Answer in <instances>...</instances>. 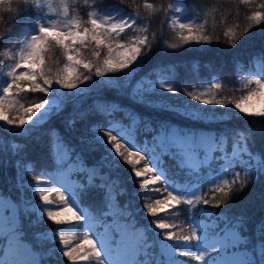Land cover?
<instances>
[{
  "label": "trees",
  "instance_id": "trees-1",
  "mask_svg": "<svg viewBox=\"0 0 264 264\" xmlns=\"http://www.w3.org/2000/svg\"><path fill=\"white\" fill-rule=\"evenodd\" d=\"M171 2H177L175 8L170 5ZM39 3L40 0H12L11 11H7L6 7L0 12L3 17L0 20V35H3L0 37V93L8 73L13 72L24 38L37 30L35 20L44 11ZM261 5H264V0L65 2L68 14L74 13L79 18H86L90 9L96 12L113 9L136 14L142 25L139 30L141 37L147 35L150 40V50L139 57L140 74L151 79L159 76L179 92L191 90L200 83L219 84L217 90L224 94L226 92L228 97L245 91L238 84L240 70L251 69L254 62H260L264 73V16L257 23L253 15L254 12L264 14V7ZM181 16L194 20L191 24L194 27L200 26L202 33L212 38L211 42L182 40L181 37L195 35L196 32L189 33L187 29L180 28L183 23L179 21ZM92 48V44L86 48L89 59ZM63 53L61 47L50 46L44 54L45 70L52 73L57 66L63 67ZM121 94L110 88L92 90L62 102L58 113L38 126L25 127L20 132L6 131L0 127V195L13 201L17 217L16 230L20 239L35 254L38 264H73L63 255L67 249L59 240V232L63 231L69 246L75 247L84 243L85 233L96 241L106 234L115 236L116 232L111 229L107 233L104 231L103 225L112 224L110 221H120L132 229H142V234L136 241L141 245L138 264H154L157 257L158 264H165L158 252L163 235L152 223L154 217L148 212L146 205L154 204L156 198L163 199L166 193L153 195L143 192L142 178L136 177L135 171L142 170L146 161L151 166L148 144L153 135L161 127L169 129L173 126L194 131L209 130L213 134V140L222 145V150L213 151L210 162L201 161L198 169H192L183 163L177 153L159 154L154 169L157 174L158 170L162 171L163 185L169 191L186 197L168 215L162 214V218L174 226L172 230L177 237L191 236L192 228L197 227L199 219L214 223L219 233L234 226L242 237L239 247L253 254L259 242L258 225L264 223V171L254 169L249 172L248 159L249 153L253 157L264 159V119L232 116L222 123L207 125L176 112L142 105L126 96L122 97ZM16 95L21 94L16 92ZM70 120L74 121L71 125ZM117 124L133 130L134 144L129 147L122 139L124 147L121 151L132 153L129 160L136 162L135 167L119 155L114 163L107 164L101 159V141L108 143L107 131H112L119 139L117 129L113 126ZM57 136L73 150L71 159L64 158L59 166L55 162L57 157L53 155L52 147ZM11 144L22 145V148L13 150ZM234 145L242 150L240 157L233 160L231 172H222L216 179H210L209 174L223 168L216 165L220 161V155L223 153L229 156ZM138 151L139 156L135 155ZM77 154L82 157L87 169L96 171L89 174L78 171L80 160L76 159ZM17 161H20L19 166ZM255 164L256 160L253 159L252 165ZM69 165L74 167L69 170ZM233 173H238L239 176H234ZM37 175L43 176L45 182L38 184L35 180ZM88 175L95 177L94 185L103 184L105 187L89 186L78 190L79 185L87 182ZM248 178L249 183L243 191H236L228 203L212 207L215 204L214 196L225 199L215 191L217 185L227 184L238 188V181ZM68 179H73L71 185L66 184ZM233 181L237 183L234 184ZM156 184L160 185L161 182ZM52 187L65 191V197L76 204L71 207L85 216L83 221L73 224L56 223L43 214L47 205L40 200L42 191L50 193V199L56 205L62 204L59 194L51 191ZM195 189L200 191L198 196L202 198L201 202L194 201L193 205H188L186 200L191 197L187 196V192ZM203 199H209L210 204L204 205ZM53 210L60 211L62 217L72 216V212H65L63 207ZM105 212L108 213L107 216L103 215ZM89 224L92 226L89 227ZM201 232L196 228V234ZM194 240L195 238L191 241ZM5 246V240H0V248ZM87 247L85 245L86 249ZM108 258L113 260L111 256ZM80 264H95V261Z\"/></svg>",
  "mask_w": 264,
  "mask_h": 264
},
{
  "label": "snow or ice",
  "instance_id": "snow-or-ice-1",
  "mask_svg": "<svg viewBox=\"0 0 264 264\" xmlns=\"http://www.w3.org/2000/svg\"><path fill=\"white\" fill-rule=\"evenodd\" d=\"M8 2V0H0V3ZM247 2V0H244ZM264 7V5H261ZM7 11H11V4L9 3ZM67 12V9H65ZM19 10L17 11V15H19ZM254 17L257 19V23L260 22V18L264 16V14L260 12H254ZM105 20H109L110 17L105 16ZM37 25V30L32 32L30 37L27 40V49L22 54L21 59L27 61L26 70L20 72L19 74H15L13 79L7 83V86L3 87L2 91L4 94H9L10 90L13 88L17 89L19 92L30 91L33 93H47L54 85H59L63 89H76L78 85L83 84L85 81L91 80L93 76L104 77L106 74L110 73H123L126 72L142 55H145L149 48L150 40L147 35L141 37H136L135 42L130 45H125L123 43H119V39L122 34L125 33L126 29H129L136 22L133 20L131 24L128 20H120L119 23H112L110 25L101 23L98 19H90V27H84L82 30L80 28V23L75 20H69L67 24L61 26L58 22L51 17L47 18L45 21L44 18H37L35 20ZM72 25H75V30ZM181 29H187L189 33L193 31L196 32L195 35H189L186 37H181L185 42L195 41V42H211V37L208 35H204L202 33V28L200 26H193L191 23H181ZM247 31V29L245 30ZM227 35V34H226ZM3 35H0L2 37ZM112 42H117V48H126L125 52H122L118 57H113V47ZM94 44L93 50L91 52V56L95 58L93 59H80L78 55H74L73 51L77 54L80 49L77 47V44L87 48L89 44ZM52 46H59L64 50V54L68 61L71 64L64 65V73L58 74L55 78L52 76L51 71L45 70L44 67V54L48 48ZM107 48L108 55L104 56L101 62V53L102 49ZM21 67L20 63H17L14 66L13 73H15L16 69ZM69 67L73 69L74 73L79 72L82 68L83 72L80 74H67ZM94 69V72H93ZM87 73V74H86ZM27 83V89H25L24 84ZM257 85H264V80L260 78L256 79ZM161 88L167 87L169 92L175 93L177 89L173 86H166L164 84L160 85ZM214 87L219 88L220 85L216 84ZM139 90H142L139 89ZM258 90V89H257ZM189 96H192L194 100L200 101L205 105H224L226 101L224 99L217 98H205L207 93H201L199 95H194L192 92L188 93ZM254 95V91H249L246 97H242V99H247ZM4 97L0 96V121L16 126L22 127L27 124L34 116H36L48 103L47 99H39L38 103L32 104L30 107L24 109V116L27 117V120L21 117H12L11 115L4 114L8 110L3 108ZM234 106L240 110L242 113H248V110L242 106V104L238 101H231ZM258 115L264 116V112L259 113ZM74 121H69V124H73ZM243 135V134H242ZM247 139V137H243ZM107 142L111 144L112 148L115 149V153L119 156H122L125 161L135 167V161L129 160V156L132 153L121 151V148L124 147V144L121 143L122 140L120 137L118 139L117 135H113L112 131H107ZM129 147H132L128 144ZM53 147V155L56 156V164L59 166L64 161V158L71 159L72 149L68 148L62 140L57 136L52 144ZM200 148H203L206 155L203 157V162L207 163L209 159H212V153L217 148H220L221 145L217 144L213 141H208L201 139ZM11 148L13 150H18L22 148V145L11 144ZM170 148L177 149L183 156V163L187 164L192 169H198L201 164V153L198 151L197 144L193 141L191 135H181L178 132H168L164 128L159 131V135L153 137L152 151L159 152L160 154L167 153ZM63 150L64 157L60 156V150ZM141 151V150H140ZM140 151L136 152L135 155L139 156ZM247 151V148H245ZM77 160H80V168L78 171L83 172L85 174H89L91 172H95L96 169H87L84 166V162L82 157L77 154ZM143 160L144 157H141ZM149 159V158H148ZM256 160V164L252 165V160ZM18 166L20 165V161H17ZM248 171H252L254 169H260L264 171V159H261L259 156L253 157L251 153H249L248 159ZM74 166L69 165V170H71ZM147 174V175H145ZM234 176H239L238 173H233ZM62 178L64 174H61ZM135 176L138 178H142L141 189L143 192H151V193H166L163 199H155L154 204H147L148 212L154 217L153 224L159 230L166 241H174V240H182L184 242H188L195 238L196 240L200 239V236L196 234V226L192 228V235L177 237L174 234L173 225L166 223V219L162 218V214L168 215L176 206L180 205L182 201L185 200L186 197L177 195L176 193L169 191L167 187L163 185L162 177L158 175L155 169L149 166V162L146 161L142 170L135 171ZM149 176L152 178L149 179ZM95 177L92 175H88V180L86 183L79 185L78 190L85 189L89 186H97V187H105L103 184L94 185ZM36 182L42 183L45 182V179L41 175H37L35 177ZM155 182H161L160 185H157ZM233 183H237V181H233ZM249 183V178L245 180L238 181V188H233L231 185L225 184L224 186L217 185L215 191L220 193L221 196L225 197V199H219L215 196V204L212 207H220L226 203H228L229 198L233 196L236 191H243L245 187ZM161 186L163 191H161ZM71 189V186H69ZM52 192L58 193L60 197L61 205H56L50 199V193L42 191L40 193V200L43 202L44 207L43 214L46 215L51 221L56 223H65V224H73L81 222L85 219V216L81 214L80 211H76L71 207L73 205L69 197H65V191H62L59 187H52ZM148 196V195H145ZM157 197V196H150ZM200 196H195L188 198L186 200L188 205H193L194 201L201 202ZM202 203L204 205H209V199H203ZM63 207L65 212H72L71 217H62L60 211H54L53 208ZM10 209H5L4 215H9ZM104 216H107L108 213H103ZM88 219V218H87ZM239 223V221H237ZM92 225L89 224V227ZM201 225L200 227L202 228ZM8 231L7 234H0V240H7V247L0 248V264H38V262L33 259L28 250L23 247L20 240L17 238L16 232L17 230L13 227L12 220L7 222ZM105 227L106 233L108 230H113L118 233L120 239L117 240L115 237L112 238L111 243L115 244V249L120 250L121 256L123 259L117 260H109L108 255L105 253L103 247L101 246L100 240L97 242L89 237L88 233H85V239L83 244H77L75 247L69 246V241L66 238V235L63 231L59 232V240L62 242L67 250L63 252V255L66 256L73 264H80V262H88L95 261V264H138L140 258V248L141 245L138 244L134 239L127 236V234L120 229L119 227H114L112 224L103 225ZM206 227V226H205ZM203 227V228H205ZM259 230V242L257 249L254 250L252 255L247 254V256L238 261H228L221 262L217 261L215 257L220 256L222 253L234 254L237 251L242 237L238 231V229L234 226H230L228 230H226L222 236L214 237L213 240H216V244L205 247L204 251L199 252L198 255L194 257L196 261H202L203 264H264V223L258 225ZM55 235H57L55 233ZM217 238H219L217 240ZM246 240V238H243ZM87 245V249L85 248ZM173 247V251L176 253L175 249L179 247V245H166V247ZM210 249V251H209ZM179 256L181 257H189L191 256L190 251L180 252ZM207 257V258H206Z\"/></svg>",
  "mask_w": 264,
  "mask_h": 264
},
{
  "label": "rangeland",
  "instance_id": "rangeland-1",
  "mask_svg": "<svg viewBox=\"0 0 264 264\" xmlns=\"http://www.w3.org/2000/svg\"><path fill=\"white\" fill-rule=\"evenodd\" d=\"M66 1H73V0H56L53 2V0H40L39 5L44 7V11H42V14L39 18H44L45 21H47L48 17H51L52 19L56 20L58 24L63 27V25L67 24L69 20H75L80 23L81 30L84 27H90V19H98L101 23L110 25L112 23H119L120 20H128V22L131 24V21H135L136 23L132 25L129 29H126L125 33L121 35L119 39V43H123L125 45H130L135 42L136 37H141L139 30L142 28V25L138 22L139 17L131 12H123L122 10H106L101 12H96L90 9L85 17L79 18L75 16L76 14H68V11L65 12V9H68L65 6ZM171 6L173 8L176 7V2L171 3ZM110 17L109 20H105L104 17ZM180 22H183L185 24L192 23L194 20L189 19L186 16H181L179 18ZM73 29L75 30V25H72ZM32 32H30L23 40L21 49L18 51L16 62L13 66H15L17 63L21 64V67L19 69H16L15 74H19L20 72H23L26 70L27 61H24L21 59L22 54L27 49V40L30 37ZM142 38V37H141ZM92 44V43H90ZM117 42H112L113 47V57H118L122 52L126 51V48H117L116 46ZM77 47H79L80 51L77 54L75 51H73L74 55H78V58L84 60L89 59V55H86V52L88 49L85 48V50H82L84 47L77 44ZM92 47H94V44H92ZM93 50V48H92ZM64 54V53H63ZM83 54V57L81 55ZM108 55L107 48L102 49L101 53V62L104 56ZM65 64H71L70 61L67 60L65 54ZM90 59L95 60L92 56ZM64 64V65H65ZM138 64H139V58L138 60L126 71L123 73H110L106 74L104 77H97L93 76L91 80L85 81L83 84L78 85V88L76 89H63L59 85H54L47 93H33L30 91H24L19 92L17 89L13 88L10 90L9 94H4L1 90L0 96L4 97L3 101V108H6L8 111L4 114L11 115L12 117H21L23 116L24 119L27 120V117L24 116V109L30 107L34 103H38L39 99H47L48 103L36 116L32 118L27 124L23 125L22 127H16L12 125H8L2 121H0V127L5 129L6 131H16L20 132V130H23L25 127H35L42 123H44L46 120H48L51 116L58 113L61 103L64 101H69L74 97H77L79 95H84L86 93H89L92 90L101 89V88H110L113 90H116L121 94L122 97L126 96L127 98L131 99L134 102L140 103L142 105L158 108V109H164L169 110L172 112H176L190 120L201 122L203 124H213V123H222L225 120L231 118L232 116H255L264 119V116L258 115L259 113L264 112V85H257L256 79L260 78L261 80H264V73H262L261 63L260 62H254L252 64L251 69H242L240 70V75L238 77V84L240 87L244 88L245 91L237 96H231L228 97L226 92L225 94L222 92H219L217 90L218 88L214 87L216 85L215 83L210 84H197L195 85L191 90H185V92H179L176 91L175 93L169 92L167 90V87L161 88L160 85L164 84L166 86H172L170 83L164 81L159 76H157L155 79H151L147 77L146 75L140 74L138 70ZM80 72H83L82 68L79 70V72L74 73L73 69L69 67L67 74H80ZM94 72V69H93ZM64 73V66L60 67L57 66L53 72L51 73L52 76L55 78L58 74ZM13 72L8 73L7 80L4 82L3 87L7 86V83L10 82L14 75ZM87 74V73H86ZM2 87V89H3ZM25 89H27V83L24 84ZM174 87V86H173ZM142 90H139L141 89ZM258 89V90H257ZM249 91H254V95L247 99H242V97H246ZM16 92L21 95H16ZM192 92L194 95H199L201 93H207V96L205 98H217V99H224L226 103L224 105H205L200 101H196L193 99L192 96H189L188 93ZM238 101L242 104L244 108L248 110V113H242L239 109H237L231 101ZM117 129V134L121 139H124L128 144L132 145L134 144V133L133 130L126 129L121 124L113 125ZM164 128L161 127L157 133L153 135V137L159 135V131ZM168 132H178L181 135H191L193 138V141L198 146V151L201 153V161L203 162V157L206 155L203 148H200V142L201 139L213 141V134L209 130H188L186 127L179 128L176 126L170 127L169 129L164 128ZM153 137L151 141L148 144V148L150 150L151 156L150 159L152 161V167L155 168L156 161L159 157V152H153L152 151V144H153ZM216 143V142H215ZM218 150H222V145L220 148H217ZM242 148H239L237 145H234L233 150L229 153V156H226L225 154L220 155V161L217 162V167H223L222 169L213 171L211 174H209L210 179H216L217 175H222V172H231L230 166L232 165V162L234 159L240 157V152ZM168 152L177 153L178 158L183 162V156L182 154L174 148H170ZM118 154L115 153V149L112 148L111 144L103 143L101 141V159L109 163H114L115 158ZM60 156L64 157L63 150L60 151ZM210 162V159L208 160ZM187 165V164H186ZM188 166V165H187ZM158 175L163 177V173L161 170H158ZM152 177L149 176V179ZM224 181V180H223ZM167 182V181H165ZM219 182H222L221 180ZM73 183V179H68L66 181L67 185H71ZM156 183V182H155ZM169 183V182H167ZM71 189L68 190L70 192ZM199 189L190 190L187 192V196L189 197H195L199 195ZM150 194H159V193H151ZM76 204L73 203V207ZM5 209H10L9 215L5 216L4 211ZM165 215V214H164ZM9 220H12L13 227L16 229L17 224V217L15 213V205L13 201L8 197H2L0 195V234H7L8 227L7 222ZM110 223L113 224L114 227H119L122 229L128 237L134 239L137 241L141 234L142 229L136 228L132 229L127 225L122 224L120 221H117L116 223L110 221ZM201 225L202 228L200 227ZM205 227V228H203ZM197 229L201 230L202 232L200 234H197L200 236V239L194 240V241H174L172 243H169V241H166L164 237L161 238V242L158 246V252L159 254L164 258L165 264H203L202 261H196L194 257L199 254V252L204 251L205 247H210L214 244H216V240H213L214 237H220L222 234L228 230L225 229L219 233V231L215 228L214 223L207 222L203 219H199L197 221ZM106 232V230L104 229ZM17 238L20 240L21 244L24 248H26L30 254V256L36 259L35 254L31 251L29 246L23 242L20 237L19 233L16 232ZM115 237V239L119 240L120 236L118 233H116L115 236H112L111 234H106L104 236H100L97 238V241L100 240L101 246L103 247L105 253L113 258V260L117 259H123L124 257L121 256L120 250L115 249L116 245L111 243L112 238ZM219 238H217L218 240ZM7 240H5V248L7 247ZM179 245L175 249L176 253L173 251V247L169 246L166 247V245ZM113 248V251L111 250ZM184 251H190L192 259L189 257H181L179 256L180 252ZM210 251V249H209ZM238 252L234 254H221L218 257H215L217 261L221 262H228V261H238L244 259L247 254L252 255L250 251L238 247ZM207 258V257H206ZM159 259L157 258L155 260L154 264H158Z\"/></svg>",
  "mask_w": 264,
  "mask_h": 264
},
{
  "label": "clouds",
  "instance_id": "clouds-1",
  "mask_svg": "<svg viewBox=\"0 0 264 264\" xmlns=\"http://www.w3.org/2000/svg\"><path fill=\"white\" fill-rule=\"evenodd\" d=\"M9 3L12 4V0H8V2L0 3V12L4 11L5 8L9 6ZM0 20H3L2 16H0Z\"/></svg>",
  "mask_w": 264,
  "mask_h": 264
}]
</instances>
